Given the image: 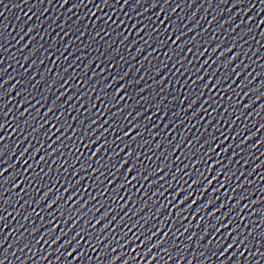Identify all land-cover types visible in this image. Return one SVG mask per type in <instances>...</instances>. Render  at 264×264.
I'll return each mask as SVG.
<instances>
[{"label": "water", "instance_id": "95a60500", "mask_svg": "<svg viewBox=\"0 0 264 264\" xmlns=\"http://www.w3.org/2000/svg\"><path fill=\"white\" fill-rule=\"evenodd\" d=\"M0 173V264H264V0H0Z\"/></svg>", "mask_w": 264, "mask_h": 264}, {"label": "snow or ice", "instance_id": "6c2138e0", "mask_svg": "<svg viewBox=\"0 0 264 264\" xmlns=\"http://www.w3.org/2000/svg\"><path fill=\"white\" fill-rule=\"evenodd\" d=\"M177 39H179V37L177 38ZM173 43H175V41L173 42ZM208 85H205V87H207ZM117 95H119V93L117 94ZM51 111V110H50ZM101 151V149H97V153H99ZM131 157L129 156V159H130ZM125 163H127V161H125ZM123 167V165H121V168ZM213 167H215V165H213ZM134 168H135V166H133L132 168H129L128 169V172H131V171H133L134 170ZM3 174L2 173H0V176H2ZM137 179H139V177H137ZM121 187H123V185L121 186ZM205 191H207V189H205ZM49 208H51L52 207V204H49V206H48ZM85 207H86V205H85ZM237 207H239V204H237ZM229 215H231V213H229ZM101 219H104V217H102ZM97 223H99V221H97ZM93 228H95V225H93ZM236 232H239V228H237L236 229ZM77 235H80V233H78ZM229 235L230 236H232L233 235V233H229ZM248 243L249 241L247 240V238H244L243 240H241V237L240 236H235V238L233 239V244H236V243ZM79 245H77V247H78ZM230 247H231V245H230ZM69 255L71 256L72 255V253H69ZM73 264H75V262H73Z\"/></svg>", "mask_w": 264, "mask_h": 264}]
</instances>
